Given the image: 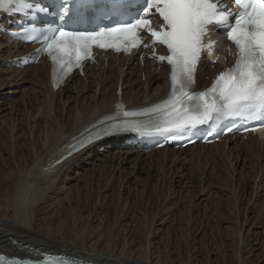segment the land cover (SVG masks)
Returning a JSON list of instances; mask_svg holds the SVG:
<instances>
[{
  "label": "bare ground",
  "instance_id": "obj_1",
  "mask_svg": "<svg viewBox=\"0 0 264 264\" xmlns=\"http://www.w3.org/2000/svg\"><path fill=\"white\" fill-rule=\"evenodd\" d=\"M2 38L3 41L0 39L2 42L0 57L3 60V65H5V59L10 58L9 66L14 67V59L21 58L22 55L28 54L34 49L33 47H23L9 35L8 37L4 35ZM8 71L12 74L13 79L17 77L20 81L34 83L29 90L33 95L39 93V105L35 107V111L41 118L38 122H33L32 113L34 111L32 112L28 108L24 110L27 118L24 121L31 120L32 122L26 125L22 135H18L11 127H1L0 129L1 134L10 133L11 135L10 145H6L5 141L0 138V162L2 164L0 167L1 253L23 259L40 260V253L61 254L63 252L99 264H193L195 262L193 257L174 258L170 256V241L165 246V254L160 251L161 249L154 243L157 233L154 234L152 231L154 224L162 227L167 223L166 218L170 216L172 210L169 201L177 198L176 193L171 191L170 180L174 182L171 176L172 169L182 164L196 166L191 174V179L199 176L202 185L209 183V170L220 171L218 173L221 174L219 183L224 184L221 186L222 191L231 190L232 192L233 190L236 194L240 189L239 195L248 194V200L251 198L250 203L255 200L253 206L257 204L250 210L252 213L255 212L262 200L264 166L261 169V161L264 162V142L254 138L248 142L243 141L241 144L236 143L237 146L232 149L225 141L213 146L196 144V147L187 150H172L166 147L150 154H142V152L133 154L124 151L125 153H122L124 156H120V165L132 166L128 176L134 177V174L142 175L144 173L147 175L140 181L137 180L138 183H135V186L136 189L137 186L141 188L143 201L146 200L145 203L148 206H154L155 210L140 212L138 199L132 200L129 196L125 198L127 189L131 191L129 187L132 183L129 184L128 179L119 173L120 170L117 166L108 163L100 166L98 188H95V182L91 181L95 174L93 169L90 173L94 174L89 175L90 177H83V182L86 183L85 187L80 186L78 189L76 187V192L71 190L67 199L70 201L68 208L72 211L64 216L61 208H65V204L62 206L60 201L57 204L53 197L57 195V192H60L59 190H64L65 186L80 179L79 174L78 177L72 176L76 169L79 170V173L84 167L83 164L105 145L115 142L121 150H125V147L129 146L140 149L142 142L130 145L126 136L110 137L107 141L94 144L69 160L54 164L55 160L69 150L68 143L76 134H80L91 123L103 119L108 113L115 111L119 100L117 92L122 83L123 98L131 109H140L164 100L169 91V71L166 68L159 70L156 67L154 69L151 64L143 69L134 63L127 64L125 59L112 60L109 62V67L106 63L91 67L86 78L76 75L68 81L65 88L56 93L52 89L50 68L44 61L36 67L22 68L21 70L5 69L4 74ZM210 71L207 69L205 71V67L201 69L198 77L199 83H202L203 74L205 73L204 76H206V74H210ZM144 75L147 80L145 83L142 80ZM99 88L100 94L98 95ZM72 91L79 95L82 101L78 104L74 102L73 107L70 108L72 101L64 103L62 98L68 93L71 94ZM71 96H74V93ZM68 104L70 106L66 112ZM52 114H55L56 117ZM235 141L237 139L231 138L229 143L233 144ZM227 148L230 149L228 152ZM158 155L162 156L157 159ZM143 156H146V159ZM241 159L245 161V166L250 165L247 168H242V172H246V177L238 182V179L235 178V169L242 166ZM145 165L149 168L148 172L142 170V166ZM116 171L119 175L116 174ZM260 172H262L263 178L261 177V181L256 186ZM190 185L192 188L198 186L197 182ZM88 187L91 190L95 188L93 190L99 193L95 199L93 198L95 201L93 209L85 207L81 212V208L85 206L86 202L82 199L81 192ZM109 192L112 193L104 195ZM217 193L218 191L214 193V191L211 192V189H204L200 196L208 199ZM111 196H113L112 201L116 207L110 205L112 207L109 206L107 213L112 211L114 216L104 217L102 219L104 225L102 223V227L95 230L93 224L100 216L99 210L110 203ZM88 199L87 201H91V197ZM183 199L195 200L190 193L186 194ZM234 205L232 203L229 206L234 207ZM246 205L248 206V202L245 203L244 199H241L239 207L236 205L235 208L230 209L235 212L230 215L236 221L239 220L238 215L241 216L242 211L245 214ZM121 206L126 209L120 208ZM261 209L264 211L263 204ZM78 210H80L79 214ZM135 210L144 215L148 226L141 229L137 221L133 220V224L129 227L127 219L137 213L133 212ZM227 214H224L225 217ZM66 218L71 219L70 225L69 222H66L67 226L64 225ZM122 223L126 224L125 227L124 224L122 226ZM236 226L240 234L243 229L239 228V223H236ZM121 228H128L127 236L125 239L123 236L122 244H120V238L117 235V230ZM97 238L98 240L94 242V239ZM237 250L239 252V248ZM236 258L238 261V256ZM242 264H247V261L243 260Z\"/></svg>",
  "mask_w": 264,
  "mask_h": 264
},
{
  "label": "snow or ice",
  "instance_id": "obj_2",
  "mask_svg": "<svg viewBox=\"0 0 264 264\" xmlns=\"http://www.w3.org/2000/svg\"><path fill=\"white\" fill-rule=\"evenodd\" d=\"M71 0H61L58 19L61 24L69 16ZM132 0L131 4H117L104 14L115 18L111 26H97L93 30H68L63 26L48 27L39 32L33 28L26 34L30 41L42 44L38 53L47 54L53 64V82L58 87L83 62L94 59V49L131 54L142 41L152 40L153 59L167 63L170 71V93L162 102L142 112L119 110L126 119L108 124L79 142V147L92 143L103 135L121 131L139 134H159L166 140H180L199 125L216 128L226 121L260 122L264 127V0ZM153 10L162 21L159 30L152 27ZM0 13L24 14L37 18L47 9L32 0H0ZM210 26H213L210 29ZM210 30H222L235 46L234 66L221 72L212 86L194 92L196 71L202 53L212 54L214 43H205ZM163 45L167 55L155 54V45ZM144 48L149 45L144 44ZM151 117L147 123L131 118ZM228 132L232 126L225 125ZM246 131L258 132V127ZM0 264H30L5 262ZM44 264H67L66 261L47 260Z\"/></svg>",
  "mask_w": 264,
  "mask_h": 264
},
{
  "label": "rangeland",
  "instance_id": "obj_3",
  "mask_svg": "<svg viewBox=\"0 0 264 264\" xmlns=\"http://www.w3.org/2000/svg\"><path fill=\"white\" fill-rule=\"evenodd\" d=\"M2 62L3 60H1L0 57V109H1L0 129L1 127L3 128L11 127L12 129L13 128L15 129V132H17L18 135H22L23 134L22 132L24 131L28 123L30 124L32 121L38 122L41 118L39 114H36L35 111V107L39 105V100H38L39 93L37 95H33L31 93L29 88H31L32 85H34V83H32L31 81H23V80L20 81L19 79H17V77L13 79L11 77L12 74L9 73V71L8 73L4 74V70L10 69V67L7 66L8 59H5V65H3ZM10 70H15V69H10ZM15 80L18 81L16 82ZM142 80L144 83L147 81L145 77H143ZM97 92H98L97 94L99 95L100 88L98 89ZM73 93L74 96H71ZM76 95L77 94L74 91H72L71 94L68 93L64 98H62L63 102L65 103L72 101L70 107L72 108L74 102L78 104L82 101V99L79 98V95H77V98H75ZM58 103L60 104V102ZM69 106L70 105L68 104L65 109L66 112ZM28 108L32 112L34 111L32 113V116L34 118L32 121L29 120V122L28 121L25 122L24 119L27 120V118L25 117L24 110L25 109L27 110ZM52 115L54 116L55 114ZM0 138L2 139V141H5L6 145L11 144L10 133L7 135L4 133L2 134L0 133ZM229 145L231 146V149L237 146L236 143L233 144L229 143ZM113 147L118 148L115 142L105 145L101 149H98V151L93 154V157L89 161H86L83 164L84 167L81 168L82 170H80V172L78 173L79 170L76 169L74 175H72L73 177H78L79 174L80 179H77L78 181L76 180V182H72L70 185L65 186L64 190L63 189L59 190L60 192H57V195L53 197L57 201V204L59 203V201L61 202L62 206L65 204V208L64 207L61 208V212L64 213V216L68 215V213L72 211V209L70 210L68 208L70 201H68L67 199V197L71 194V190L76 192L78 187L80 186L85 187L86 183L83 182V177L91 175L93 172L92 173L90 172L93 169L95 174L93 173L94 174L93 179L90 180L92 182H95L94 183L95 188H98V184H99L98 181L100 178V170H99L100 166H103V164H108V163H112L113 165L117 166V168L120 170L119 173H121L124 178L126 177L128 179V181L130 182L129 184L132 183L131 186L129 187L131 188V191L130 189H127L128 192L126 191V195H124V197L126 198V196L127 197L129 196L130 199L132 200L138 199L137 201L139 202L140 212H144L147 210H153V211L155 210L154 206H148V204L145 203L146 200L143 201L144 197H142L141 188L137 186L136 189L135 186V183H138L137 180L140 181L142 177L145 178L147 175L144 173L142 175L134 174V177L131 175L128 176L131 173L132 166L127 164H125V166L120 165V156L123 155L122 153H125L124 151H127L135 154L133 148L125 147V150H121L120 148L115 149ZM229 150L230 149L227 148V152ZM160 156L162 155H158L157 159ZM143 158L146 159V156H143ZM240 161H242L241 162L242 166L235 169V178L238 179V182L240 180H244L246 177V172L245 171L242 172L243 170L242 168L244 167L247 168L250 165L249 164L248 166H245L244 163L245 161H243L242 159ZM263 166H264V162L261 161V169ZM0 167H2L1 162H0ZM195 169L196 166H194L193 164L192 165L182 164L180 166L175 167V169L174 168L172 169L171 176L173 177L174 182L170 180V184L172 185L171 191H174L176 193L177 198H174L169 201L172 210L170 212V216H167L166 218L167 223L164 224V226L162 227L161 225L155 226V224L152 227L153 229L152 231H154V234L157 233L156 234L157 237L154 240L155 246L161 249L160 251H162L165 254V248H166L165 246L170 241L171 243L170 256H173L174 258H178L180 256L182 258L193 257L195 259V262H193V264L194 263L240 264L241 262L243 263V260L247 261V264H264V211H261L263 210L261 209V205L262 204L264 205V191L261 193L262 200L259 202L255 212L252 213L250 210L254 208L257 204L253 206L255 200L250 203L251 198L248 200V194L239 195L240 189L237 191L236 194L233 190L232 192L231 190L222 191L221 186H223L224 184L219 183V180L221 179L220 178L221 174L218 173H220V171L213 172L212 170H209L208 172V179H210L209 183L206 185L204 184L202 185L199 176H197L195 179H191V174ZM142 170L144 172H148L149 168L145 165L142 166ZM119 173L117 174L116 171L117 175H119ZM258 177L259 180L257 181L256 186L263 178L262 172L259 173ZM159 180L161 183L160 178ZM194 182H197L198 186L192 188L190 184ZM167 186H169V184H167ZM95 188H92L91 190V188L88 187L81 192L82 199L86 200L85 206L81 208V212H83L82 209H85V207H88L90 210L93 209L95 202L94 199L96 198V196H98L99 193L98 191L95 192V190H93ZM204 189L207 190L211 189V192L214 191V193L218 191L217 193L218 196L214 194L213 196H210L208 199L205 197H201L200 193ZM111 193L112 192H109L104 195L107 194L110 195ZM188 193H190L195 198V200L191 201V200L183 199L184 196ZM197 194L199 195L197 196ZM89 197H91V201H87L89 200L88 199ZM110 199H111V201L109 200L110 203L106 204L108 208L105 206L106 208L104 207L103 208L104 210L103 209L99 210L100 216L93 224V226H95L94 227L95 230L102 227V223L104 225V221H102L104 217L110 218L114 216L112 211L107 213V210L110 207H112L110 205L116 207L112 201L113 196H111ZM241 199L242 200L244 199L245 203L248 202V206L246 205L245 214H243L242 211L241 216L238 215L239 220L236 221L235 218L232 215H230L235 212L230 209L235 208L236 205L239 207ZM232 203L235 204L234 207L229 206L230 204L232 205ZM120 208L126 209L124 206H121ZM79 211L80 210H78V214L80 213ZM133 212L135 213L137 211L135 210ZM226 213L228 214L225 217L224 214ZM84 215L86 216V214ZM133 220L137 221V224L141 229H143L144 226H148L144 215H142L141 213L137 212L136 214H133L130 218L127 219V222L129 223V227L131 224H133ZM66 222H69L70 225L71 219L69 218L64 219V225L67 226L68 223L66 224ZM236 223H239V228L243 229V231L240 234L237 229ZM123 224L124 223H122V226ZM125 225L126 224H124V227ZM127 229L121 228L117 230V235L120 238L119 241L120 244L123 243V236L124 239L127 236V232H126ZM97 240L98 238L94 239V242H96ZM238 248H239V252L237 250ZM237 256L239 259L238 261L236 260Z\"/></svg>",
  "mask_w": 264,
  "mask_h": 264
}]
</instances>
